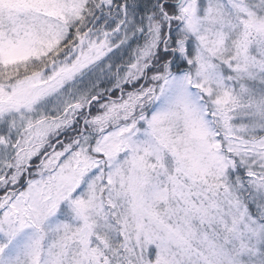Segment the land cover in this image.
Instances as JSON below:
<instances>
[{
	"label": "snow or ice",
	"instance_id": "6c2138e0",
	"mask_svg": "<svg viewBox=\"0 0 264 264\" xmlns=\"http://www.w3.org/2000/svg\"><path fill=\"white\" fill-rule=\"evenodd\" d=\"M0 264H264V0H0Z\"/></svg>",
	"mask_w": 264,
	"mask_h": 264
}]
</instances>
